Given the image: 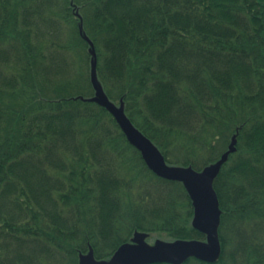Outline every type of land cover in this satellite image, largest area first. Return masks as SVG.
Wrapping results in <instances>:
<instances>
[{"label":"trees","instance_id":"obj_1","mask_svg":"<svg viewBox=\"0 0 264 264\" xmlns=\"http://www.w3.org/2000/svg\"><path fill=\"white\" fill-rule=\"evenodd\" d=\"M31 1L0 0V56L11 49L10 62L0 64V264L50 261L51 254L62 253L59 246L67 249L65 244L73 246L75 238L81 241L78 256L93 238L99 257L127 242L124 234L131 226L148 233L177 228L179 215L170 191L177 198L178 189L189 203L187 193L179 183L147 170L106 109L83 96L55 102L36 99L31 107L7 104L15 101L21 92L18 84L27 79L26 72L17 77L13 48L29 37L18 25H26L20 11ZM47 2L51 0L38 2L35 11L41 12ZM262 2L99 0L93 14L104 31L116 33L105 40L114 47H108L113 53L106 62L119 88L121 82L128 83L122 91L125 114L146 124L136 127L164 157L169 147L165 141L203 145L219 126L233 122L234 132L242 127L236 151L214 181L221 208V255L214 263L190 258L183 264H264V105L241 114L239 122L234 117L244 105L258 104L259 99L264 104ZM22 56L19 53L18 62ZM53 67L64 74L65 69ZM127 68L133 76L126 75ZM98 80L103 87L99 75ZM31 81L24 83L26 91ZM17 110L31 119L26 125L23 121L18 136L4 139L6 116ZM87 121L94 122L93 128ZM119 142L129 148L126 162L124 154L116 152ZM232 179L237 182L234 191L225 187ZM220 182L232 195L222 192ZM125 190L137 198L127 200ZM177 229L179 239L204 238L198 231L185 236L179 230L184 228Z\"/></svg>","mask_w":264,"mask_h":264},{"label":"rangeland","instance_id":"obj_2","mask_svg":"<svg viewBox=\"0 0 264 264\" xmlns=\"http://www.w3.org/2000/svg\"><path fill=\"white\" fill-rule=\"evenodd\" d=\"M42 1L45 2V0H35L25 3L24 7L25 5H29V6H26L24 10L20 11L22 15H25L26 25H22L20 23L18 25V30L19 32H22L24 34L26 33L29 34V37L23 40H19L16 43L15 47L13 48V54L14 53L17 54L16 55L17 57L14 58L15 66L13 68L16 69L17 66V77L20 76L24 77L26 72L27 79L23 83L18 84V88L21 92L20 94L17 93V97L15 98V101L14 102L9 101L7 104L12 103L15 107L21 108L23 105H27L31 107L30 102H34L36 99H42V100L46 99L47 101L55 102L56 100L59 99L64 100L77 96H83L87 99L91 98L94 95L92 83L90 81L91 66H92L91 62L92 60H95L97 80L99 75V78L101 79V82L103 84V87L105 88V92L108 95L109 99L115 106H118L119 102L124 99V95L122 91L127 90L128 83L127 81L121 82L122 85V89H121L117 84L114 83L112 77L108 74V69L110 68V66L108 65V62H106V60L107 57L111 53H113V49H108V47L109 48L110 46L111 48L114 47H112V44H110L109 41H105V40L109 38L110 35L116 33H113L111 31H107V32L104 31L100 23L98 21H95L93 14H95L94 12L96 8L99 6L98 5L99 0H70L71 5L68 4L67 0H51V2H47V5L44 6L41 12L38 13V11H35L37 9L35 6H38V2L42 3ZM263 4L264 2H262V5ZM76 12L77 14H79L80 19L78 18ZM261 18H262L261 22L264 25V16L262 14H261ZM80 24L84 35L93 44V48L95 51L94 56L91 55L89 52L90 49L89 43L81 35ZM28 25L30 28L26 27ZM262 32L264 33V30ZM79 35H81V38L83 39L82 40L80 38L82 42L79 39ZM9 41L10 39L7 40V43L10 44ZM12 41L14 42V40ZM5 42L6 40L4 41V43ZM262 45L264 46V42L262 43ZM17 46H19L20 49H18ZM19 53H21L23 56L19 57L20 61L18 62ZM10 54H11V49L7 48L3 52V55L0 56V64H5L6 62H10L11 59ZM66 65L67 67H65ZM53 66H56L55 67L56 70L65 69V72L63 74L64 76L60 72L57 73L56 71H54ZM99 66L101 67V70L100 68H98ZM99 70H100L99 72L100 74L98 73ZM104 72L108 76L106 80L104 78ZM52 73H57L59 76L56 77L52 76ZM130 73L131 72L129 68H127L126 75L133 76ZM30 76L32 78H30ZM30 79H32V81L31 83L27 84V87L31 90L26 91L23 88L24 83L26 81H29ZM13 80L15 81V79ZM98 81L100 83V80ZM30 94L31 97L29 96ZM27 98L29 99L27 100ZM261 103L262 102L259 99L258 104H251L249 106L247 104V107L246 105L243 106L245 107L244 110L239 109L238 110L239 112L233 111L234 117L236 118V122L237 121L239 122L240 119H242V117H240L241 114L248 113V110L251 111V109L263 107L264 104ZM8 109L11 111V107H8ZM109 115H111V113H109ZM6 119H7L5 120L6 135L3 136L4 139L10 138L11 134H12L11 136L12 138L14 137V134L18 136V131L21 128L23 121L26 125L28 120L31 118L29 115L23 114V112H19L17 110L16 114H11L10 116L7 115ZM113 120L115 121L114 118ZM130 122L137 130H139L136 127L137 124L146 125V124H141L136 120L135 121L130 120ZM115 123L118 124L117 122ZM232 123H230L227 126H223L222 128L221 126H219L217 132H214L215 135L214 138H212L208 142L206 141L203 145L192 144L193 141H189V140L183 141L186 142L184 144L181 141V139H180V143L178 144L172 142H166V141L163 142L164 144L169 146L168 149H165V152L167 153V157L166 156L164 157V155L161 154L164 158L166 166L182 167V169L191 168L193 171L200 173L205 168L219 161L222 155L227 151L229 145L231 144L233 136H235V140L237 143L236 137H238L240 129L242 127H238L237 131L234 132V126ZM92 124H94V122L87 121L86 126L90 129L93 128L92 126H90ZM117 126L119 127V125ZM35 133L36 131L33 132V134ZM122 142H119L118 146H116V152L124 154V158L126 162L127 157H129L128 155L129 153L127 151L129 148L127 147L126 144H123ZM241 143H240L241 153L246 154L245 146L242 145ZM224 145L226 146V148ZM168 150H171L172 152L170 153ZM34 153L39 154L37 152H33V154ZM64 155L69 157L67 154ZM182 164H184L185 166ZM232 165H233L232 161L228 163L227 164L228 169ZM147 170L152 174H154V176L156 175L151 169H149V167H147ZM52 172H54V170H52ZM227 173L228 170H226L225 168L223 172V176H225ZM51 175L53 176V174ZM234 178L239 180L238 177H234ZM215 179L213 180L212 185H213V190L216 193L214 189ZM233 181L234 179H232L230 182L225 183V187L230 191L231 190L234 191V186H235L234 184H237V182H234L233 184ZM240 181H238V183ZM241 182L245 185L243 181ZM176 183H179L180 186L185 190V193H187L183 183L179 181H176ZM221 185L223 184L220 182V187ZM220 189L222 190L223 193H224L223 190L228 191L227 189L222 187ZM140 190L141 188L140 186H138V191ZM128 192H129L128 190L122 192L123 197L129 201L134 198L133 199L134 201L135 198H137V196L136 197L133 195L130 196ZM230 194L232 195L231 192ZM155 196H158V194H155ZM177 198L175 192L171 190L170 200L172 204L175 205L174 209H176V213H178L179 215V219L178 222L176 223V226L177 228L180 227L184 228L183 230L182 229L179 230H181L182 233L185 234V236H189L191 233L196 231V228H194L192 224L195 217L193 201L189 197V203H188V201H186V199L184 198V195L181 194L178 191V189H177ZM230 198H229V206L232 208L233 206L230 205L231 204ZM226 203L227 202L225 201V206L227 205ZM219 209L221 211L220 204H219ZM131 222L134 223L133 221ZM129 228L124 234L126 235L124 240H126L127 242H130L135 232L142 233L140 232L141 230L140 231L133 230V226ZM177 228L170 227V229H155V230H150L153 232H149V233L144 231L145 234L148 235L146 236L145 241L146 243L149 244L156 242V240H161L165 242L167 241L173 242L176 240H196V241L205 242L206 239L205 236L204 238L187 237V239H179L178 237H176V233L178 231ZM92 240L93 238H91L90 246L88 247L86 246L84 250L81 249L80 251H82V253L79 254L82 255L86 254L89 252L90 249L91 250L93 249L92 246H94V243ZM77 241H79V239L75 238V242L73 246L69 242H67V244H65L67 249H64L63 246H59L62 253L60 254L53 253L50 255V261H46L44 259L42 262L40 263L38 262L37 264H69L70 262H73V264H79V259L76 251L81 248L80 247L81 241L79 242ZM219 243H220V250L222 251V244L220 240ZM77 246L80 248H77ZM120 246L122 245L121 244L118 245L115 249L111 251V253L103 252L102 255H100L99 257L96 254L97 252L96 253L94 252L97 249L96 248H95L96 250L93 249L94 261L97 262L110 261L117 252V250L120 248ZM226 251L231 252L230 246L226 247ZM56 259H59L60 262H58ZM160 264H165V263H160Z\"/></svg>","mask_w":264,"mask_h":264},{"label":"water","instance_id":"obj_3","mask_svg":"<svg viewBox=\"0 0 264 264\" xmlns=\"http://www.w3.org/2000/svg\"><path fill=\"white\" fill-rule=\"evenodd\" d=\"M77 16L80 19L78 14ZM80 32L89 43L90 54L94 56L93 44L84 35L81 24ZM91 63L90 79L94 89V96L88 101L95 102L112 114L129 143L141 152L146 165L157 176L183 183L189 197L193 201L195 217L192 224L196 230L206 236V241H156L154 245H148L145 243L147 235L135 232L131 243L120 246L110 261H94L93 251L90 249L86 255L81 254L79 256V264H182L190 257H195L207 263L217 261L221 252L218 235L221 211L212 183L218 175L221 166L227 161L229 154L234 153L236 150L235 136L232 137L231 144L221 159L200 173L193 171L191 168L167 167L159 150L126 117L123 103L121 102L119 107H117L108 100L97 80L95 60H92Z\"/></svg>","mask_w":264,"mask_h":264},{"label":"bare ground","instance_id":"obj_4","mask_svg":"<svg viewBox=\"0 0 264 264\" xmlns=\"http://www.w3.org/2000/svg\"><path fill=\"white\" fill-rule=\"evenodd\" d=\"M105 109V108H104ZM127 243H131V242H127ZM123 244H126V243H123ZM123 244H121V245H123Z\"/></svg>","mask_w":264,"mask_h":264}]
</instances>
